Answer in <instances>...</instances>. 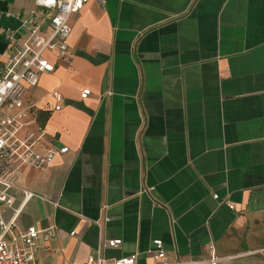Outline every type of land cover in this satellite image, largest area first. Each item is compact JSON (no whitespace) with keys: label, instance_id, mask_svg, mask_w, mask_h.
Returning a JSON list of instances; mask_svg holds the SVG:
<instances>
[{"label":"crops","instance_id":"crops-1","mask_svg":"<svg viewBox=\"0 0 264 264\" xmlns=\"http://www.w3.org/2000/svg\"><path fill=\"white\" fill-rule=\"evenodd\" d=\"M101 1L71 19L70 64L45 54L56 69L24 98L28 130L44 131L39 153L68 152L19 170L12 209L21 189L35 196L16 226L56 228L40 264L96 251L149 264L155 239L171 262L209 264L213 247L219 264H264V0ZM38 11L0 0V59L4 32L22 34Z\"/></svg>","mask_w":264,"mask_h":264},{"label":"built area","instance_id":"built-area-1","mask_svg":"<svg viewBox=\"0 0 264 264\" xmlns=\"http://www.w3.org/2000/svg\"><path fill=\"white\" fill-rule=\"evenodd\" d=\"M90 0H34L40 8L22 21V34L5 31L3 39L8 53L0 59V264H40L37 254L41 244L56 236V228L37 229L33 226L20 230L15 219L21 207L35 195L21 189L22 199L18 209H12L17 191L18 173L23 166L41 169L49 166L57 155L68 152L67 147H51L45 154L38 151L43 144L44 131L38 128L29 131L34 123L33 105L24 98L45 73L56 69L55 63L44 57L55 54L58 61L70 64L71 53L68 39L71 34V19L79 14ZM104 3V1H101ZM1 57V56H0ZM91 94L88 88L80 92V98ZM53 111L59 112L64 97L53 91ZM35 113V112H34ZM216 199L217 196L215 195ZM230 209L234 206L227 204ZM2 208L12 211L9 221L2 216ZM121 240H105L102 246L117 248ZM209 264H219L215 250L210 247ZM149 264H192L182 261L171 262L163 249L162 241L155 239L146 251ZM136 254L113 260L102 259L98 251L91 255L86 264H137Z\"/></svg>","mask_w":264,"mask_h":264},{"label":"rangeland","instance_id":"rangeland-1","mask_svg":"<svg viewBox=\"0 0 264 264\" xmlns=\"http://www.w3.org/2000/svg\"><path fill=\"white\" fill-rule=\"evenodd\" d=\"M260 245V240L256 239L253 241V246H258Z\"/></svg>","mask_w":264,"mask_h":264}]
</instances>
